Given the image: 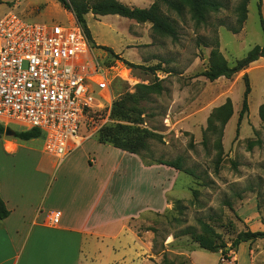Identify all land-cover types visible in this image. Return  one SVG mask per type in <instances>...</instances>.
Wrapping results in <instances>:
<instances>
[{
	"label": "rangeland",
	"instance_id": "1",
	"mask_svg": "<svg viewBox=\"0 0 264 264\" xmlns=\"http://www.w3.org/2000/svg\"><path fill=\"white\" fill-rule=\"evenodd\" d=\"M123 1L140 8L154 3ZM219 1L222 8L201 25L187 10L177 15L163 7L177 29L175 40L156 34L149 23L117 15L86 16L94 53L104 65L114 67L110 72L112 103L87 116L86 130L82 128L87 139L73 159L55 168L56 160L43 151L44 137L24 141L0 134V164L19 170L21 179L29 180L42 170L52 176L53 186L49 187L53 190L64 180L92 178L99 182L102 176L105 201L113 211V179L121 173L117 180L124 195L123 206L135 195L137 200L130 208L138 210L142 200V210L128 219L144 242L142 261L139 258L135 264H264V239L241 244L224 259L221 251L208 252L189 236L179 237L188 227L201 232L203 221L229 248L242 231H264V122L259 117L264 105V58L231 79L222 77L211 82L201 75L217 42L230 65L255 46L264 45L259 0H247L243 26L238 23L237 10L243 0ZM261 2L264 19V0ZM10 12L27 22L42 24L68 25L75 18L56 0H3L0 19ZM246 75L251 87L249 110L238 125ZM155 83L161 84L162 93H147L140 88ZM122 99L128 100L134 111L131 120L112 116L114 104ZM228 103L230 108L226 107ZM3 126L16 132L25 128L12 123ZM116 126L130 127L134 133L146 130L157 137L148 139L146 148L137 154L98 141L102 129ZM3 140L18 143L17 152H6ZM118 150L126 153L127 160ZM87 154L96 159L90 157V163L98 162V174L84 166ZM176 159H181L183 171L156 163ZM79 192L73 190L68 197L75 198ZM108 243L119 245L118 240Z\"/></svg>",
	"mask_w": 264,
	"mask_h": 264
},
{
	"label": "built area",
	"instance_id": "2",
	"mask_svg": "<svg viewBox=\"0 0 264 264\" xmlns=\"http://www.w3.org/2000/svg\"><path fill=\"white\" fill-rule=\"evenodd\" d=\"M75 18L68 25L0 19V121L39 129L43 151L62 164L80 149L88 114L111 106L110 72ZM118 72V71H117ZM61 213L54 212L53 225Z\"/></svg>",
	"mask_w": 264,
	"mask_h": 264
},
{
	"label": "crops",
	"instance_id": "3",
	"mask_svg": "<svg viewBox=\"0 0 264 264\" xmlns=\"http://www.w3.org/2000/svg\"><path fill=\"white\" fill-rule=\"evenodd\" d=\"M3 146L9 153L19 148L18 143L7 140H3ZM118 151L127 160L126 153ZM75 153L66 160L73 159ZM90 157L95 159L87 154L84 166L94 171L98 162L90 163ZM54 167H58L56 162ZM37 172V176L24 180L19 170L0 164V196L10 212L0 220V264H135L139 258L142 261L143 238L128 222L142 210V200L138 210L130 208L137 200L135 195L123 206L124 195L117 180L121 173L113 179L116 194L112 199L108 197L113 211L105 201L102 176L99 182L92 178L80 182L64 180L52 190V176L42 170ZM77 189V197H68ZM120 206L123 207L119 209ZM54 212L61 213L58 225L51 221ZM110 240H118L119 245L109 244Z\"/></svg>",
	"mask_w": 264,
	"mask_h": 264
},
{
	"label": "trees",
	"instance_id": "4",
	"mask_svg": "<svg viewBox=\"0 0 264 264\" xmlns=\"http://www.w3.org/2000/svg\"><path fill=\"white\" fill-rule=\"evenodd\" d=\"M61 6L71 12L78 24L84 30V33L90 44L95 45L91 31L87 26L86 16L93 14L96 16H108L117 15L130 20H134L137 23H149L152 25L153 31L160 35L177 39V29L174 23L163 13L162 8L166 7L168 11L175 12L177 15L183 14L186 10L190 14L191 19L197 24H205L212 13L218 12L222 8V3L219 0H154V3L149 8L131 7L119 0H56ZM3 0H0L2 3ZM261 0L258 2V11L260 15L261 25L264 33V19L261 10ZM239 19L238 23L243 26L247 19V0H243L238 7ZM264 58V45L255 46L252 48L246 56L235 62L234 65H230L224 58L219 50L218 42L212 48L209 56V66L201 74L209 81L213 82L222 77L231 79L236 74L247 69L251 64L257 62L259 59ZM130 66L137 67L133 64ZM154 70V69H152ZM245 93L242 109L239 113L238 125L242 122L244 116L249 110L248 95L251 92L249 78L245 76ZM147 93L160 94L163 92V87L160 83H155L149 86L140 87ZM144 96L146 93H143ZM230 108V103L227 104ZM225 108V107H224ZM221 108L219 111L223 110ZM134 111L128 100L122 99V101L114 104L112 109V116L119 119L131 120V116ZM89 115V114H88ZM141 114H139L140 116ZM230 116V113L228 117ZM227 117V118H228ZM259 117L264 122V105L259 109ZM133 122V119H132ZM139 130V129H137ZM0 134H5V127L0 124ZM16 138L24 141L37 139L42 137V132L39 129L33 128L27 131L16 132ZM157 135L146 131L140 130L138 133H134L130 127L116 126L102 129L99 134L98 141L104 144H110L117 149H121L131 154H137L139 151L146 148L148 139H154ZM157 164L164 165L170 168H174L178 171H183V165L181 159L175 161H163L159 160ZM186 173L191 174L190 171L185 170ZM10 212L7 209L5 202L0 196V220H4L9 216ZM201 232H198L192 227L184 229L180 236H189L192 241L197 243L199 247L208 252L217 253L222 252L224 259L229 251L239 247L241 244L248 242H255L260 239H264V231H252L247 229L242 231L232 241L231 247L227 248V244L222 240L220 234L206 222L201 221ZM264 225V222H263Z\"/></svg>",
	"mask_w": 264,
	"mask_h": 264
},
{
	"label": "water",
	"instance_id": "5",
	"mask_svg": "<svg viewBox=\"0 0 264 264\" xmlns=\"http://www.w3.org/2000/svg\"><path fill=\"white\" fill-rule=\"evenodd\" d=\"M5 135L7 137H15L16 131L12 130L11 128H5Z\"/></svg>",
	"mask_w": 264,
	"mask_h": 264
}]
</instances>
